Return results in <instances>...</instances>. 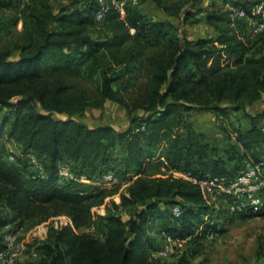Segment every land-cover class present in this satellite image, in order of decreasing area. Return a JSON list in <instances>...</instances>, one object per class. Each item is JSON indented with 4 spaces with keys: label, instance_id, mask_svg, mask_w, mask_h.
I'll return each mask as SVG.
<instances>
[{
    "label": "trees",
    "instance_id": "16d2710c",
    "mask_svg": "<svg viewBox=\"0 0 264 264\" xmlns=\"http://www.w3.org/2000/svg\"><path fill=\"white\" fill-rule=\"evenodd\" d=\"M51 1L0 0V229L49 222L45 240L29 245L36 255L22 264H160L149 234L160 213L180 224L163 230L179 234L207 213L224 220L264 213L229 212L205 200L197 184L160 168L230 179L243 158L264 161L261 113L247 115V129L233 128L227 149L191 120L197 109L223 114L264 96V34L245 39L237 29L243 22L235 28L228 10L203 8L204 0H153L183 21L204 20L214 35L189 37L175 22L147 20L128 5L127 24L115 15L101 21L110 32L101 39L87 30L96 22L94 0ZM231 3L249 14L253 1ZM108 101L127 111L124 129L80 120ZM29 154L43 175L30 168ZM62 164L72 177H59ZM108 172L132 178L96 185ZM95 224L104 227L102 236L79 232ZM187 256L185 250L171 264H188Z\"/></svg>",
    "mask_w": 264,
    "mask_h": 264
},
{
    "label": "rangeland",
    "instance_id": "374dc122",
    "mask_svg": "<svg viewBox=\"0 0 264 264\" xmlns=\"http://www.w3.org/2000/svg\"><path fill=\"white\" fill-rule=\"evenodd\" d=\"M211 1L212 0L206 1L202 7L206 8V5ZM51 2L55 7L62 6V3H58L57 0H52ZM216 6H221L222 9L230 12L225 3L221 1H217ZM137 9L147 20L169 19L175 22L180 26L181 31L186 33L189 37L197 38L214 35L213 27L204 20L201 19L195 23H189L191 19L183 21L180 17L165 11L153 0H141L137 4ZM193 10L195 11L196 8H193ZM201 16H203V12L196 15V18ZM20 27L21 24L19 23L17 29H20ZM237 29L245 39L254 38V36H249L245 26L242 25ZM87 30L92 36L101 39L107 38L110 34L105 21L91 22ZM5 37L4 35L0 37V46L5 40ZM257 113H261L259 124L264 127V96L247 104L240 110L227 108L225 113L218 114L197 109L193 113V116L197 123L206 127L207 130H210L216 145H221V149H227L233 146V139L230 138L234 134L233 128L240 127L245 129L249 127L250 120L247 115H255ZM54 117L61 119L65 118L66 115L54 114ZM80 120L91 127L109 124L118 130H122L128 124V115L124 108L112 101H108L102 108H88L83 116L80 117ZM65 165L69 167L68 164ZM160 168L169 171L172 169L175 170L174 168H167L164 164H162ZM214 202L219 206L222 204L218 198H215ZM165 208L166 207H161V209L168 214V210ZM161 214L162 213L158 214L155 218L149 233L153 240L157 239V241L163 229L171 226L178 227L180 225L173 220L171 221L169 214L166 217H160ZM256 214L258 215L245 219L240 217L237 218L236 216L227 220L217 218L221 225L220 232L214 234L212 237L199 236L195 238L193 241L184 245L176 254L159 259V263L171 264L186 250L188 253V264H264V213ZM20 225L23 227V231L19 235V241L24 244L25 249L18 255L16 262L22 264L32 252L29 250V245L37 248L47 237L49 222L48 220L43 222L31 220ZM4 230L5 228L2 227L0 232L3 234ZM103 230L104 227L102 225L95 224L88 228L80 229L79 232L102 236ZM185 233L188 232H184L183 234ZM157 241H154V246L159 245L156 244Z\"/></svg>",
    "mask_w": 264,
    "mask_h": 264
},
{
    "label": "built area",
    "instance_id": "2783aa9c",
    "mask_svg": "<svg viewBox=\"0 0 264 264\" xmlns=\"http://www.w3.org/2000/svg\"><path fill=\"white\" fill-rule=\"evenodd\" d=\"M25 2L26 0H18ZM93 19L101 22L109 15H115L118 20L127 24V6L137 5L141 0H94ZM250 13L237 5L229 7L231 25L235 27L239 22H243L247 28L249 36L264 34V0H252ZM133 32L134 29L130 28ZM30 168L38 175H43V164L34 155L29 154ZM174 175L181 176L200 188L201 194L208 202H214L215 198L225 206L229 212H258L264 207V161H254L245 157L241 160L238 172L230 179L225 177H211L206 175L203 178L192 176L186 172L170 170ZM59 177H72L70 168L62 164L60 166ZM132 176H118L113 172H108L95 181V184L102 188L123 186L130 182ZM83 182H92L85 174L79 176ZM174 216L181 215V209L175 205L171 208ZM0 242V264H19L16 262L18 255L25 249L23 243L19 241V235L23 227L17 223H6ZM221 231V225L215 215L207 213L203 217L202 223L186 234H179L162 230L160 233V244L152 250L155 258H167L176 254L184 245L193 241L199 236L212 237ZM35 256V252H31Z\"/></svg>",
    "mask_w": 264,
    "mask_h": 264
},
{
    "label": "crops",
    "instance_id": "0c3cea01",
    "mask_svg": "<svg viewBox=\"0 0 264 264\" xmlns=\"http://www.w3.org/2000/svg\"><path fill=\"white\" fill-rule=\"evenodd\" d=\"M206 1H208V0H204V3H206ZM217 1H221V0H212L211 2H209V4H207L206 6H207V8L208 9H213V4H216V2ZM231 1H243V0H230V1H228L227 3H225V5L228 7V9H229V7L230 6H232L233 4L231 3ZM195 112V110L194 111H192V113H191V120H192V122H193V124L197 127V128H199L201 131H203L206 135H208L210 138H211V141L212 142H215L214 140H213V136H211L212 134H211V132H210V130H207L206 129V127H204L203 125H200L199 123H197L196 121H195V119H194V116H193V113ZM248 128V127H247ZM247 128H245V129H247ZM213 137V138H212ZM217 146L220 148V147H222L221 145H219V144H217ZM223 146H225V145H223ZM233 164V161H227V165H232ZM176 170V169H175ZM176 171H180V172H183L182 170H180V169H177ZM157 236V235H156ZM155 241H157V239H155ZM160 242H161V240H160V237L158 238V241H157V243L156 244H160Z\"/></svg>",
    "mask_w": 264,
    "mask_h": 264
}]
</instances>
